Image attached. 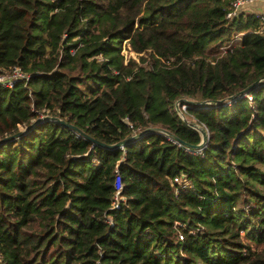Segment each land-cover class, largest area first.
Returning a JSON list of instances; mask_svg holds the SVG:
<instances>
[{"label":"trees","instance_id":"obj_1","mask_svg":"<svg viewBox=\"0 0 264 264\" xmlns=\"http://www.w3.org/2000/svg\"><path fill=\"white\" fill-rule=\"evenodd\" d=\"M234 1L0 0V72L30 76L0 85V264H264V20L227 18ZM43 115L108 145L148 127L198 144L188 122L208 142L13 136Z\"/></svg>","mask_w":264,"mask_h":264},{"label":"water","instance_id":"obj_2","mask_svg":"<svg viewBox=\"0 0 264 264\" xmlns=\"http://www.w3.org/2000/svg\"><path fill=\"white\" fill-rule=\"evenodd\" d=\"M263 80H264V78L256 81V83L261 82ZM256 83H254V84L242 89L241 91L237 92L236 94L230 96L228 99H232V98H235V97H237L239 95L245 94L250 88H252L254 85H256ZM184 100H186V99L185 98H178L175 101V103H174V107H175L178 115L181 117V119L186 121L184 113L179 108V103L181 101H184ZM188 102L199 104V105H205V104L210 103L209 101H188ZM222 102H223V100H218V101H213L212 103L220 104ZM43 120L56 121V122H58V123H60L62 125L70 127L72 129L76 130L77 132H79L80 134L84 135L85 137H87L93 143L98 144V145H100L102 147H105V148H108V149L123 148L130 141L142 138L143 136H145V135H147L149 133H162L163 135H165L169 139H171L173 142L178 143V144L183 145V146L188 147V148H193V149H203V148L206 147L207 142H208V131H207V129L203 125L198 124L196 122H188V125L191 128L197 130L199 132L200 136H201V140H200V142L198 144H190V143L182 140L181 138H179L178 136H176L175 134L169 132L168 130H166L164 128H161V127H148V128H145V129H143V130H141V131H139L137 133L132 134L131 136H129V137L123 139V140H120V141H118V142H116L114 144L108 145V144H104L102 142H99L98 140L89 138L86 134H84L77 127H75V126H73V125H71L69 123H66L65 121L59 119L58 117H51V116H48V115H43V116L39 117L32 124H30L27 127L21 129L17 134H15L13 136H19L20 134L26 133L28 130H30L35 125V123H37L39 121H43ZM13 136H10V137H7V138H3L1 141L7 140V139H11Z\"/></svg>","mask_w":264,"mask_h":264},{"label":"built area","instance_id":"obj_3","mask_svg":"<svg viewBox=\"0 0 264 264\" xmlns=\"http://www.w3.org/2000/svg\"><path fill=\"white\" fill-rule=\"evenodd\" d=\"M253 0H235L232 3V9L227 14V18H231L237 14V12L242 8V6L251 3ZM264 20V15L259 16ZM29 74L23 72L19 67L12 66L6 71L0 72V85L7 88H12L17 82H26L29 79ZM183 110H186V105L181 106ZM180 145V144H179ZM185 151L192 155L202 156V149H193L185 147ZM117 185L115 186L114 201L112 203L113 208H118L120 203L125 202V197L121 195L123 184L121 178L117 176ZM175 184V193L178 194L181 191L192 189L193 185L190 181H186L184 178L175 177L173 179ZM183 236L179 235V239H182Z\"/></svg>","mask_w":264,"mask_h":264},{"label":"crops","instance_id":"obj_4","mask_svg":"<svg viewBox=\"0 0 264 264\" xmlns=\"http://www.w3.org/2000/svg\"><path fill=\"white\" fill-rule=\"evenodd\" d=\"M241 9L245 13L264 15V0H253L251 3L242 6Z\"/></svg>","mask_w":264,"mask_h":264},{"label":"rangeland","instance_id":"obj_5","mask_svg":"<svg viewBox=\"0 0 264 264\" xmlns=\"http://www.w3.org/2000/svg\"><path fill=\"white\" fill-rule=\"evenodd\" d=\"M122 53H123L125 56H131V55H132L133 57H135L134 54L128 52L127 49H125V48H123ZM179 108H180V110H181L183 113L185 112V110H183L181 106H179ZM175 110H176V109H175ZM161 134H162V133H161ZM177 144H178V143H177ZM116 185H117V180L115 181V186H116Z\"/></svg>","mask_w":264,"mask_h":264}]
</instances>
